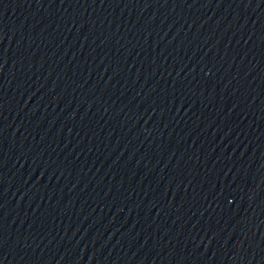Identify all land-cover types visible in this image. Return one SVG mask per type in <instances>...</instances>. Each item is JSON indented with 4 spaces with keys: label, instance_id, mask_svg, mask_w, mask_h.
I'll return each mask as SVG.
<instances>
[{
    "label": "water",
    "instance_id": "1",
    "mask_svg": "<svg viewBox=\"0 0 264 264\" xmlns=\"http://www.w3.org/2000/svg\"><path fill=\"white\" fill-rule=\"evenodd\" d=\"M0 264H264V0H0Z\"/></svg>",
    "mask_w": 264,
    "mask_h": 264
}]
</instances>
